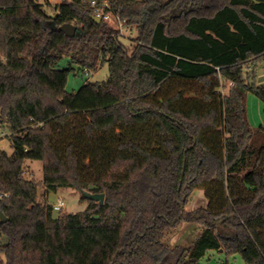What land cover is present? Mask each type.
Listing matches in <instances>:
<instances>
[{
  "label": "trees",
  "instance_id": "16d2710c",
  "mask_svg": "<svg viewBox=\"0 0 264 264\" xmlns=\"http://www.w3.org/2000/svg\"><path fill=\"white\" fill-rule=\"evenodd\" d=\"M92 1L111 19L94 20ZM262 59L264 0H62L54 15L0 0V264H201L213 249L264 264V141L246 110L249 92L264 102ZM104 64L107 80L67 90L71 71ZM33 160L40 181L25 176ZM60 188L88 207L56 212ZM196 189L207 205L187 210ZM184 223L202 229L172 244Z\"/></svg>",
  "mask_w": 264,
  "mask_h": 264
},
{
  "label": "rangeland",
  "instance_id": "374dc122",
  "mask_svg": "<svg viewBox=\"0 0 264 264\" xmlns=\"http://www.w3.org/2000/svg\"><path fill=\"white\" fill-rule=\"evenodd\" d=\"M45 6V9L49 15L55 14V5L60 4L62 0H38ZM168 20H171V16H168ZM137 36V30L133 29L131 32H125L122 42L132 48L134 45V39ZM71 59L65 57L58 65L59 69H65L70 66ZM254 73L256 75L255 83L258 86L264 85V59L257 62ZM109 68L108 64L101 65L95 70L80 72L75 74L71 71L68 78L67 90L69 92H77L83 84L86 82H103L108 79ZM224 93L227 94L228 86L224 88ZM194 95L187 92L185 94L186 99H190ZM246 110L248 119L255 131L256 141L260 145L264 141V131L261 128L264 126V102L255 94L249 92L246 96ZM68 130V129H67ZM66 130V133L68 131ZM1 147L8 153L12 152V144L10 139L4 138L1 142ZM89 160L85 161L87 167ZM25 176L30 179L40 181L43 179V163L39 160L27 161L25 163ZM45 189L41 187L39 189V195L44 194ZM64 200L65 206L60 214L66 213H79L83 212L89 202L82 200V194L73 188H60L56 192H49L48 200L51 204H55L59 199ZM207 199L203 190L196 189L191 194L187 207V210H192L201 206L207 205ZM202 227L196 224L184 223L180 230L171 238L172 244L189 245L193 238L201 231ZM0 237V241H1ZM201 264H246L241 254H227L225 250H208L204 258L201 260Z\"/></svg>",
  "mask_w": 264,
  "mask_h": 264
},
{
  "label": "built area",
  "instance_id": "2783aa9c",
  "mask_svg": "<svg viewBox=\"0 0 264 264\" xmlns=\"http://www.w3.org/2000/svg\"><path fill=\"white\" fill-rule=\"evenodd\" d=\"M91 10H92V16H95V17H99L101 20L105 19V20H110L112 15H111V6L109 4L108 1H104L102 3H99L97 1H92L91 4ZM117 19L119 21V26H120V31H121V34L123 35L124 37V33L125 32H131L134 28L129 26L127 23H126V20L122 19L119 15H117ZM234 85L233 82H230L229 83V86H232ZM224 88L222 87L221 88V91L224 93ZM53 205V208L56 212H60L61 209L64 208L65 206V203H64V200H62L61 198L58 200L57 203L55 204H52Z\"/></svg>",
  "mask_w": 264,
  "mask_h": 264
},
{
  "label": "water",
  "instance_id": "95a60500",
  "mask_svg": "<svg viewBox=\"0 0 264 264\" xmlns=\"http://www.w3.org/2000/svg\"><path fill=\"white\" fill-rule=\"evenodd\" d=\"M152 9V8H150ZM94 20L101 22L99 17L92 16ZM55 26V23L52 24ZM60 29L66 33L67 36L73 37L76 32V26L73 24H64L60 27ZM83 195L88 198L89 200H93L99 202L100 204H104L105 201V194L103 193H91L89 191H84ZM8 220L7 216L0 210V222L4 223Z\"/></svg>",
  "mask_w": 264,
  "mask_h": 264
},
{
  "label": "crops",
  "instance_id": "0c3cea01",
  "mask_svg": "<svg viewBox=\"0 0 264 264\" xmlns=\"http://www.w3.org/2000/svg\"><path fill=\"white\" fill-rule=\"evenodd\" d=\"M49 195V194H48Z\"/></svg>",
  "mask_w": 264,
  "mask_h": 264
}]
</instances>
